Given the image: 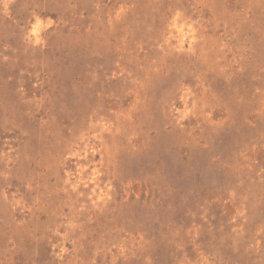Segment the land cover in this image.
<instances>
[{
  "label": "rangeland",
  "instance_id": "obj_1",
  "mask_svg": "<svg viewBox=\"0 0 264 264\" xmlns=\"http://www.w3.org/2000/svg\"><path fill=\"white\" fill-rule=\"evenodd\" d=\"M0 264H264V0H0Z\"/></svg>",
  "mask_w": 264,
  "mask_h": 264
}]
</instances>
